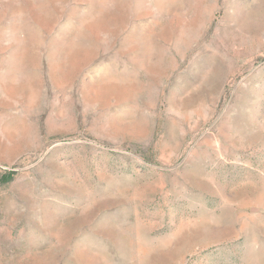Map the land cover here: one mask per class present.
Instances as JSON below:
<instances>
[{"label": "rangeland", "instance_id": "1", "mask_svg": "<svg viewBox=\"0 0 264 264\" xmlns=\"http://www.w3.org/2000/svg\"><path fill=\"white\" fill-rule=\"evenodd\" d=\"M0 264H264V0H0Z\"/></svg>", "mask_w": 264, "mask_h": 264}]
</instances>
